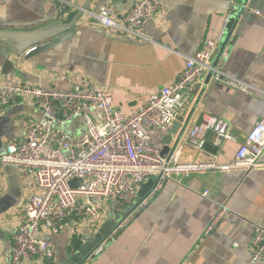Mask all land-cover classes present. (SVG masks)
<instances>
[{"label":"crops","instance_id":"crops-1","mask_svg":"<svg viewBox=\"0 0 264 264\" xmlns=\"http://www.w3.org/2000/svg\"><path fill=\"white\" fill-rule=\"evenodd\" d=\"M71 1L81 10L90 2L68 32L71 35L56 48L28 62L21 63L23 58H17L16 68L20 72L17 76L5 70L6 59L0 48V84L65 89L89 82L108 89L113 95L114 108L126 116L136 114L151 95L173 85L185 69L186 60L207 40H216L240 6L246 7L230 36L222 39L212 60L211 66L223 73L221 82L211 79L203 93L207 74L192 85L187 104L176 120L183 118V122L175 129V134L170 133L172 148L189 117L182 140L204 116L221 118L228 123L237 141H227L217 152L210 134L206 150L210 154L218 153L220 165L235 161L241 144L264 116V0H256L253 8H250L251 0L247 3L242 0H157V14L146 20L141 30L149 42L115 36L87 15V12L97 13L109 6L120 19L128 9L123 0ZM77 13H70L61 21L56 1L0 0V30L32 31L54 24L64 25ZM223 44L226 47L221 54ZM231 80L243 82L250 90L229 91ZM40 117V110L29 100L18 99L1 110L0 153L9 143L23 140L29 125ZM76 122L79 123L76 131H70L74 124L67 126V131L81 132L83 121ZM207 160L208 157L192 149L183 148L181 152L182 162ZM36 191L35 181L16 167L6 166L0 170V264L10 263L15 231L24 221L28 202ZM151 193L133 215L139 216L128 219L125 229L105 242L100 255L82 264H251L250 241L254 227H264V170L211 171L178 177L166 182L153 197ZM205 193L208 196H204ZM138 201L139 198L136 203ZM222 206L231 214L205 237V229ZM114 210L111 204L103 210L102 219L97 223H80L73 218L57 234L42 226L39 236L53 243L55 259L49 262L34 258L28 264H65L73 260L89 237L98 234L107 221L117 217ZM79 244L81 246L77 247ZM253 264H264V261Z\"/></svg>","mask_w":264,"mask_h":264},{"label":"built area","instance_id":"built-area-1","mask_svg":"<svg viewBox=\"0 0 264 264\" xmlns=\"http://www.w3.org/2000/svg\"><path fill=\"white\" fill-rule=\"evenodd\" d=\"M51 1L58 2L61 21L81 10L71 0ZM123 1L128 9L120 19L109 6L87 15L115 36L149 42L141 30L146 20L157 14V0ZM226 27L216 40H207L186 60L185 69L173 85L151 95L145 106L132 116L114 108L113 95L108 89L89 82L65 89L0 84V111L23 99L32 101L41 112L40 119L29 125L23 140L9 143L0 153V170L16 167L35 181L37 189L28 202L24 221L15 231L9 264H28L34 258L53 261L56 255L53 243L39 236L42 226L57 234L73 218L80 223H97L111 204L116 214H122L136 204L141 186L149 179L158 180L151 193L153 197L166 182L178 177L211 171L264 170V116L241 144L232 164H218L217 152L227 141L237 138L225 120L214 116H204L163 157L165 140L187 104L189 88L207 74L221 82L223 73L211 63L226 35ZM227 88L231 92L250 90L248 85L234 80ZM78 120L83 121L82 131H67L66 127ZM210 134L217 151L214 154L206 150ZM183 148L198 151L209 160L182 162ZM74 180L80 181L78 187L71 186ZM230 214L227 207H220L204 236L211 235ZM104 246L105 243L100 244L92 256L100 255ZM250 246V263L264 261L263 226L254 227Z\"/></svg>","mask_w":264,"mask_h":264},{"label":"water","instance_id":"water-1","mask_svg":"<svg viewBox=\"0 0 264 264\" xmlns=\"http://www.w3.org/2000/svg\"><path fill=\"white\" fill-rule=\"evenodd\" d=\"M248 1L249 0H242L243 3H247ZM255 2L256 0H251L250 8L254 7ZM89 3L84 7L83 10L79 11L73 18V20L68 24H54L51 26L34 29L32 31L0 30V48L4 51L3 56L6 59L4 66L5 70L9 71V74L17 76L20 73L16 68L18 62L17 58H23L21 63L28 62L36 55L42 54L50 49L59 46V44L63 40L71 35L68 32L74 28L78 20L83 16L84 10H87L89 7ZM245 8L246 7L244 6H240L236 13L231 16L227 27V33L229 34L226 33L225 37L230 36L233 26L239 20V17L245 11ZM246 16H249V12L246 13ZM225 47L226 45L223 44L221 54L222 51H224ZM211 79L212 74H209V77L207 78L205 86L203 88V93L206 91V88L209 85ZM190 119L191 117L186 120L182 131L179 133L177 142L171 148V134L176 133L175 129L181 124V122H183V118H180L178 122L174 124L171 134L165 140L166 146L163 150V157H167L172 149H174L182 140ZM157 183L158 180L155 179H149L146 183H144L138 194L139 201L130 210H126L122 214H118L115 219L107 221L99 230L98 234H96L95 236H91L86 240L85 244L79 249L78 255L73 260H70L65 264L84 263L87 259L92 257L93 251L100 244L105 243L117 231H123L125 229L124 224L128 219L133 217L137 218L139 216V214H136L135 216L133 215L135 211H137L138 208L143 205V203L146 201V198L153 191ZM79 184V180H74L71 182L72 187H78Z\"/></svg>","mask_w":264,"mask_h":264},{"label":"rangeland","instance_id":"rangeland-1","mask_svg":"<svg viewBox=\"0 0 264 264\" xmlns=\"http://www.w3.org/2000/svg\"><path fill=\"white\" fill-rule=\"evenodd\" d=\"M79 123L78 122H76V123H74V125L73 126H71V132H73V131H76V129L78 128V125ZM75 133V132H74Z\"/></svg>","mask_w":264,"mask_h":264},{"label":"trees","instance_id":"trees-1","mask_svg":"<svg viewBox=\"0 0 264 264\" xmlns=\"http://www.w3.org/2000/svg\"><path fill=\"white\" fill-rule=\"evenodd\" d=\"M81 245L79 244V246L77 245V247H80Z\"/></svg>","mask_w":264,"mask_h":264}]
</instances>
